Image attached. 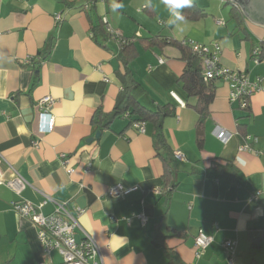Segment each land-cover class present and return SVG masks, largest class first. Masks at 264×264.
<instances>
[{
  "label": "crops",
  "instance_id": "0c3cea01",
  "mask_svg": "<svg viewBox=\"0 0 264 264\" xmlns=\"http://www.w3.org/2000/svg\"><path fill=\"white\" fill-rule=\"evenodd\" d=\"M219 1L211 7V0H192L194 17L170 23L175 17L161 0H116L123 7L115 12L113 0H0V175L26 183L19 195L0 184V264H64L58 251L44 254L37 226L13 209L16 200H47L44 214L59 202L76 215L83 209L76 237L94 239L99 264H264V58L256 62L254 56L264 47V25L246 17L238 26L232 5ZM103 24L137 37L130 68L146 89L141 102L153 110L175 108L164 120L167 147L156 146L152 123L140 131L129 112L90 140L97 133L95 111L112 113L123 87L122 47L107 33L94 38ZM155 35L219 43L221 64L252 80L263 78V89L242 108L230 98L229 81L215 80L214 100L200 124L195 100L187 101L179 83L186 67L180 49L141 41ZM48 95L55 99V127L43 132L37 103ZM217 127L227 131L226 142L215 135ZM247 142L252 148L241 150ZM165 161L176 181L170 199L163 194ZM119 184L138 189L110 195ZM258 190L263 193L255 200ZM113 233L124 238L116 250L107 243ZM200 234L213 241L197 258ZM255 239H262L259 247ZM227 240L237 242L232 263Z\"/></svg>",
  "mask_w": 264,
  "mask_h": 264
},
{
  "label": "built area",
  "instance_id": "2783aa9c",
  "mask_svg": "<svg viewBox=\"0 0 264 264\" xmlns=\"http://www.w3.org/2000/svg\"><path fill=\"white\" fill-rule=\"evenodd\" d=\"M224 1L231 2L235 6L240 7L235 1ZM56 18L57 20L62 19L60 14H58ZM218 23L222 24L224 21L219 20ZM106 29L114 38L117 39L120 47L127 43V39L121 33L113 30L109 25H107ZM189 44L202 57L205 79H225L229 81L231 88L230 98L232 101H239L242 108H246L248 106L249 99L254 93L263 89V78L259 77L256 80H252L246 74L236 72L221 64V46L219 43H215L213 47L194 43L192 41ZM259 52L260 48H256L254 55H257ZM259 60L260 59L256 57V62H259ZM160 61L163 60L160 59ZM173 96L181 105L185 104V102L176 93H173ZM54 104L55 99L50 95L41 98L37 103L40 110V129L43 132L52 131L55 127V118L50 112ZM135 126L138 127L140 131H145V123L136 122ZM215 135L220 140L225 142L229 137L227 131L221 129L220 127L216 128ZM255 141L257 142L258 140L255 139ZM251 148V144L247 142L241 147V150H250ZM262 153H264V144L262 147ZM174 155L179 160L185 159V155L181 151H176ZM68 171L71 172L72 169H68ZM4 183L11 187L18 195L21 194L26 185L25 181L20 176H17L10 181H4L0 175V184ZM137 189L138 187L127 188L124 185L119 184L109 189V194L126 195ZM154 192L161 193V190L156 188L154 189ZM262 193L263 191L258 190L252 195V198L257 200L262 196ZM46 203L47 200L38 204L25 200H16L13 202V209L20 216L29 218L37 226L38 236L43 246L44 254L49 255L56 250L62 256L64 264H99L98 256L101 255V251L94 239L87 233L83 240H78L76 237V228L79 226L78 216L81 215L84 210L78 208L76 215L69 209L67 202H59L56 204L53 212L44 214L42 212V207ZM138 217L143 223L147 221V217L145 215H139ZM212 241L213 236L211 235H198L195 238V256L200 258L204 250ZM225 245L229 250V259L232 263L235 259L237 242L235 240H227ZM191 264L195 263L193 262Z\"/></svg>",
  "mask_w": 264,
  "mask_h": 264
},
{
  "label": "trees",
  "instance_id": "16d2710c",
  "mask_svg": "<svg viewBox=\"0 0 264 264\" xmlns=\"http://www.w3.org/2000/svg\"><path fill=\"white\" fill-rule=\"evenodd\" d=\"M232 5L231 14L232 18L237 21L241 26L247 18L240 7L235 6L231 2H227ZM240 4V2H239ZM195 3L192 2L191 7L182 8V14L185 17L193 18L194 13L191 10L194 8ZM241 5V4H240ZM101 33H107V35L112 36L111 33L107 31L104 24L103 26H96L94 29V38L99 39ZM127 43L122 46L120 52L121 59L124 63V71H119V76L123 80V87L118 96L116 105L112 113H106L102 107H99L92 118V123L95 127V131H103L110 128L111 123L117 117L123 116L125 113L129 112L131 115V122H142V123H152L154 127V140L157 147H167V140L164 134V120L166 117L175 114V108L167 105H161L156 110L150 109L145 106L140 98L146 93L144 86L134 77V74L130 68V62L138 56V50L134 46V40L137 38H129ZM146 47H153L156 45H174L178 47L182 53L183 58L186 61V67L182 76L179 79V83L187 96V101L190 99L195 100L193 106L198 111L200 115V124L209 113V107L211 102L215 97V85L214 82L217 79L206 80L204 76V66L201 55L194 50V48L188 42L173 41L168 40L166 37L162 36H151L145 39H141ZM130 53L131 56H128ZM255 58H264V47H260V52L254 55ZM45 56L40 55L39 61L45 60ZM247 106L246 108H248ZM198 142L202 146V132L199 130ZM166 172L164 174L163 180V194L166 195L167 199H170L172 191L175 189L176 181L173 178V168L170 161H165ZM264 230V227H263ZM181 234V233H179ZM264 239V235L262 237ZM261 239V240H262ZM261 240L255 239L253 242L254 247H259ZM169 256L174 261L172 253L167 250Z\"/></svg>",
  "mask_w": 264,
  "mask_h": 264
},
{
  "label": "clouds",
  "instance_id": "9594fccd",
  "mask_svg": "<svg viewBox=\"0 0 264 264\" xmlns=\"http://www.w3.org/2000/svg\"><path fill=\"white\" fill-rule=\"evenodd\" d=\"M165 7L169 10L175 20L170 21V23H175L176 21L183 22L185 17L181 14V9L184 7H191L192 0H161ZM121 3H116V0H113L112 10L115 12L116 8H122ZM124 238L117 236L115 233L112 234V237L107 243L113 247V250H116L119 246H122Z\"/></svg>",
  "mask_w": 264,
  "mask_h": 264
},
{
  "label": "water",
  "instance_id": "95a60500",
  "mask_svg": "<svg viewBox=\"0 0 264 264\" xmlns=\"http://www.w3.org/2000/svg\"><path fill=\"white\" fill-rule=\"evenodd\" d=\"M239 4L245 16L258 24L264 25V0H232ZM102 132L98 131L93 138H100Z\"/></svg>",
  "mask_w": 264,
  "mask_h": 264
},
{
  "label": "rangeland",
  "instance_id": "374dc122",
  "mask_svg": "<svg viewBox=\"0 0 264 264\" xmlns=\"http://www.w3.org/2000/svg\"><path fill=\"white\" fill-rule=\"evenodd\" d=\"M213 6H220V1L219 0H211V7H213Z\"/></svg>",
  "mask_w": 264,
  "mask_h": 264
}]
</instances>
